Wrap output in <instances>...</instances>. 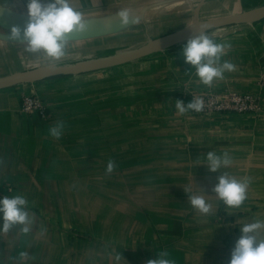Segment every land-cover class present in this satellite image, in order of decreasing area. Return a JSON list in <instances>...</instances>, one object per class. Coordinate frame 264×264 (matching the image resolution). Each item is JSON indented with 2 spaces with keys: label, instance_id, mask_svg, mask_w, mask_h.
Wrapping results in <instances>:
<instances>
[{
  "label": "crops",
  "instance_id": "obj_1",
  "mask_svg": "<svg viewBox=\"0 0 264 264\" xmlns=\"http://www.w3.org/2000/svg\"><path fill=\"white\" fill-rule=\"evenodd\" d=\"M71 2L85 13L89 30L70 37L69 53L59 61L25 52L23 42L8 40L15 25L0 21V78L143 50L193 24L189 0ZM190 2L208 11L211 26L222 19L208 13L264 11V0ZM27 3L0 0V10L28 23ZM120 10L130 13L127 25L116 17ZM215 30V42L231 44L222 61L237 70L211 87L185 63V42L118 66L0 89V198L23 195L34 216L27 234L21 226L0 231V264H147L164 250L175 264H229L239 229L264 222V112L180 115L175 101L187 104L189 93L224 87L257 93L264 17ZM22 92L44 100L48 119L20 111ZM58 121L64 123L59 140L49 132ZM208 152H227L232 163L210 172ZM110 159L116 166L106 174ZM225 172L251 178L239 208H228L212 191ZM184 189L189 195L201 189L213 205L210 214L195 210ZM115 253L123 259L117 262Z\"/></svg>",
  "mask_w": 264,
  "mask_h": 264
},
{
  "label": "clouds",
  "instance_id": "obj_2",
  "mask_svg": "<svg viewBox=\"0 0 264 264\" xmlns=\"http://www.w3.org/2000/svg\"><path fill=\"white\" fill-rule=\"evenodd\" d=\"M10 10V8H9ZM28 23L23 32L18 27L11 28L10 41H21L25 44L24 51L30 54L43 53L45 57L53 61H59L69 53L71 44L70 37L83 35L89 30L88 20L85 13L75 9L71 0H28L27 3ZM121 26L127 25L130 20V13L127 10H120L116 13ZM2 40V39H0ZM231 48L230 43H217L201 28L198 34L190 38L182 48L185 63L195 69V75L203 85L211 87L214 81L223 80L226 72H234L237 66L229 60H223L226 51ZM175 107L180 115L188 111L197 113L203 111L204 101L202 98H195L185 104L182 100L175 101ZM64 123L58 121L50 127V135L59 140L63 134ZM207 168L210 172L216 173L222 167H228L232 159L227 152L217 155L208 152ZM115 161L109 160L106 174H111L115 169ZM251 178L245 177L241 180L230 176L227 172L221 174L218 183L212 189L218 200L222 201L228 208H239L247 199V190ZM188 195V201L199 213L210 214L213 205L205 197L207 195L200 189L202 194ZM28 201L23 195H16L9 198H0V218L2 228L0 231L8 233L16 226H21L20 231L27 234L31 230L34 216L27 211ZM264 229V222L254 221L245 224L240 228L241 236L236 241L229 264H264V239H257L260 230ZM21 259L28 258L26 252L20 253ZM123 259L121 253H115V260ZM147 264H175L169 258L168 251H161L155 259L147 261Z\"/></svg>",
  "mask_w": 264,
  "mask_h": 264
},
{
  "label": "built area",
  "instance_id": "obj_3",
  "mask_svg": "<svg viewBox=\"0 0 264 264\" xmlns=\"http://www.w3.org/2000/svg\"><path fill=\"white\" fill-rule=\"evenodd\" d=\"M216 30L207 32L212 36L216 35ZM211 36V37H212ZM257 93H242L228 87L219 91H207L203 93H189L190 102L195 98H202L204 101L203 111L197 113L191 111L196 116H208L218 114H249L254 117L264 112L263 94L264 77L257 82ZM20 111L24 114H33L41 119H48L49 112L47 104L35 93L20 95Z\"/></svg>",
  "mask_w": 264,
  "mask_h": 264
},
{
  "label": "water",
  "instance_id": "obj_4",
  "mask_svg": "<svg viewBox=\"0 0 264 264\" xmlns=\"http://www.w3.org/2000/svg\"><path fill=\"white\" fill-rule=\"evenodd\" d=\"M263 17H264V11H258V14H256L254 17H251V18H247L241 15L232 16L226 19L219 20L214 25H217L215 27H222V26L229 25V24H232L238 21L256 20V19H261ZM0 21L9 23L15 26H26L27 24L25 19L22 18L21 16H18V15H15L8 11H3V10H0ZM193 28H196V27H193ZM193 28L189 31H186L184 33V36H182L180 40L185 37H190L194 35L196 32H195V29ZM174 36H179V33ZM174 36L168 37L167 40L174 38ZM165 40L166 39L151 43L146 49L132 51V52L125 53L117 57L100 59V60L99 59L89 60L85 62L81 61L79 63H75L73 65L66 66V67H53L50 69H41V67H39L31 71H28L20 76L1 77L0 78V89L7 88L17 83L37 82L41 79L48 78V77L55 76V75H60V74H79V73L91 72V71H96V70L118 66V65L127 63L129 61L140 59L146 56L149 52L157 49L156 47H154L155 44L160 45ZM176 42L174 41L172 43H176ZM150 46H153V47H150ZM160 47L162 46L160 45Z\"/></svg>",
  "mask_w": 264,
  "mask_h": 264
},
{
  "label": "rangeland",
  "instance_id": "obj_5",
  "mask_svg": "<svg viewBox=\"0 0 264 264\" xmlns=\"http://www.w3.org/2000/svg\"><path fill=\"white\" fill-rule=\"evenodd\" d=\"M191 0H189V5H190V7H191V9H192V12H191V17H192V19H193V24L189 27V28H187V29H184V30H182V31H180V33H179V36H174V38H171V39H169V40H165L164 42H162L160 45L161 46H163V45H165V46H169V45H177V44H181V43H185V42H187L190 38H192L194 35H196V34H198V32H199V30L203 27V28H205L206 29V31L207 32H209V31H211V30H213V29H215L216 27L215 26H217V25H213V26H211V25H209V23L207 22V16H206V13L205 12H208V11H203V10H194V6H192V3L190 2ZM209 14V16H210V18L212 17L213 19H216V20H218V19H226V18H229V17H232V16H238V15H241V16H245V17H247V18H251V17H254L256 14H258V12H256L255 10H251V11H246V12H240V13H233V12H231V14H230V12H224V13H222V12H218V13H208ZM193 27H196V28H193ZM195 29V34L194 35H192V36H190V37H185V38H183V39H181L180 40V38L182 37V36H184V33L186 32V31H189V30H191V29ZM197 29V30H196ZM181 34V35H180ZM210 37L212 36L211 34L209 35ZM214 36H212L211 38H213ZM176 42V43H172V42ZM160 45H158V44H155V46L154 47H156L157 49H159V47H160ZM150 47H153V46H150ZM118 51H121V50H118ZM115 53V51H113V54ZM124 53V51H121V55ZM38 57H40V56H42V55H37ZM117 57V56H116ZM89 60H91V59H88V60H85V61H89ZM84 61V62H85ZM39 67V66H38ZM41 69H47V68H43V67H41ZM32 93H35V92H32ZM23 94V92L20 94V95H22ZM35 94H37V93H35ZM38 95V94H37ZM20 99V98H19Z\"/></svg>",
  "mask_w": 264,
  "mask_h": 264
}]
</instances>
